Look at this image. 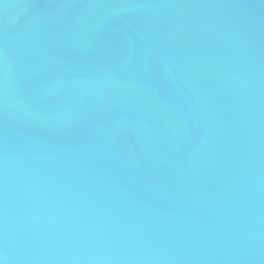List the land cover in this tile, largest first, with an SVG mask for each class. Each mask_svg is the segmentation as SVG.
Masks as SVG:
<instances>
[{
    "label": "water",
    "instance_id": "water-1",
    "mask_svg": "<svg viewBox=\"0 0 264 264\" xmlns=\"http://www.w3.org/2000/svg\"><path fill=\"white\" fill-rule=\"evenodd\" d=\"M0 264H264V0H0Z\"/></svg>",
    "mask_w": 264,
    "mask_h": 264
}]
</instances>
